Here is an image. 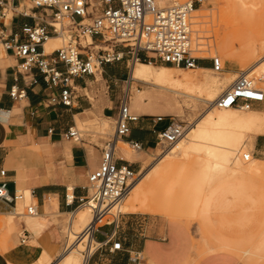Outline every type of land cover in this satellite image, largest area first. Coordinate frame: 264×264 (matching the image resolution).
<instances>
[{
  "label": "crops",
  "instance_id": "0c3cea01",
  "mask_svg": "<svg viewBox=\"0 0 264 264\" xmlns=\"http://www.w3.org/2000/svg\"><path fill=\"white\" fill-rule=\"evenodd\" d=\"M18 1L26 5L25 0H10V3L17 4ZM159 3L167 4L164 0ZM28 7L26 10L30 11ZM35 21L31 16L16 15L11 21L10 29L18 32L23 24H34ZM223 41L228 42L227 48L221 52L217 44L216 49L223 59L228 57L234 65L236 55L229 52L232 42L229 38H223ZM244 46L245 52H254L249 42ZM46 51L49 50L46 48ZM124 63L125 71L120 66ZM18 66L19 59L16 56L0 53V165L8 170L10 192L24 190L33 193L38 216L20 219L11 212L10 206L0 205V215L12 217L6 223L0 220V223L9 227L7 230H13L17 225L21 227L25 220L31 234L26 243H22L20 234L16 235L14 231L0 239V264H49L65 251L72 216L81 207V200L90 196L89 175L99 167L103 147L108 139L100 134L83 133L82 140L75 141L68 138L66 133L70 128L79 129V125L86 122L107 120L115 123L122 95L119 82L125 75L128 78L130 70L126 62L104 65L99 74L103 76L105 89L98 83L101 77L90 75L76 78V97L72 106H66L49 103L52 96L60 94V90L48 87L38 70L24 74L19 71ZM169 68L174 66L149 62L133 64V88L141 81L172 91L169 89L172 86L168 80ZM197 69L211 71L212 63L210 60H201L199 67L191 70ZM35 78L37 83L33 82ZM214 86L216 84L211 85ZM13 88H17L18 95H24L13 97ZM225 88L219 94L211 92L212 99L215 100ZM141 93L142 90L136 93L138 98L131 104V110L141 118L131 123L130 135L118 141L116 158L120 164H129L135 170H141L142 175L147 171L145 165L153 153L158 154V148H155L157 133L169 123L168 120L154 122L153 116H168L172 115L167 114L168 112L176 111L167 109L166 114H161L156 112L154 105H136L141 99ZM204 101L209 102L208 99ZM132 140L141 142L142 148H135ZM255 149L264 153V145L260 139L256 140ZM214 195L215 191H212L207 197V204ZM162 200L152 205L151 209L173 216L163 210ZM49 209L55 210L56 214H51ZM69 214L71 218L66 225L64 217ZM165 215L140 210L124 213L115 234L113 225H105L94 234L97 245L88 253L85 264H192L193 236L189 227L184 222L173 221ZM209 227L213 228L226 246L208 252L195 264H242L237 254L227 251L237 249L241 242L225 236L212 224ZM0 234L2 236L1 232ZM118 241L122 243L121 249L113 250L114 242Z\"/></svg>",
  "mask_w": 264,
  "mask_h": 264
},
{
  "label": "built area",
  "instance_id": "2783aa9c",
  "mask_svg": "<svg viewBox=\"0 0 264 264\" xmlns=\"http://www.w3.org/2000/svg\"><path fill=\"white\" fill-rule=\"evenodd\" d=\"M31 2L28 11L20 1L11 4L10 0H0V53L16 56L21 73L29 74L36 69L48 87L60 90L58 96L50 98L51 105H73L77 92L76 78L96 77L106 64L126 62L129 66L127 86L122 89L114 133L104 144L99 167L89 175L90 196L81 200V205L88 203L92 208L93 223L88 227L92 236L105 225H113L115 234L124 214L119 205L130 195L141 175V170L137 171L129 164H120L116 158L118 141L128 137L131 123L141 118L131 110L135 82L131 78L132 65L149 62L196 69L201 60H210L212 69L221 73L226 69L223 59L218 55L201 56L203 50H197L194 45L192 19L197 3L201 4L200 0L197 3L194 0L175 3L165 8L159 7L156 0ZM16 15L31 16L36 21L34 24L25 23L20 31L13 32L10 26ZM55 36L64 38L66 42L62 47L47 52L45 44ZM33 82L37 83L38 80L35 78ZM11 95L21 97L24 94L18 95L17 88H13ZM263 102L264 91L253 84L245 71H241L232 87L211 105L220 109H251ZM153 118L154 122H169L165 129L157 133L155 148L164 145L166 150H170L190 127L174 115H157ZM66 136L81 141L83 132L70 128ZM131 143L137 149L143 146L137 140ZM251 157L249 153L243 155L246 161ZM30 196L31 202L28 203L26 191L10 192L8 170L0 165V205L10 206L11 212L20 219L38 216V206L33 201L31 191ZM20 204L24 205L23 209ZM20 237L22 243L31 238L25 220L22 221ZM121 247L122 243L118 241L114 242L112 249L120 250Z\"/></svg>",
  "mask_w": 264,
  "mask_h": 264
},
{
  "label": "rangeland",
  "instance_id": "374dc122",
  "mask_svg": "<svg viewBox=\"0 0 264 264\" xmlns=\"http://www.w3.org/2000/svg\"><path fill=\"white\" fill-rule=\"evenodd\" d=\"M157 3L163 0H156ZM166 5L169 6L175 3H185L192 0H164ZM196 3L198 2L197 0ZM24 4L31 6V0H25ZM162 6V5H161ZM202 6L203 8H199ZM199 18L196 17L194 12L193 29L203 31L201 33V42L205 45L201 48L205 51H201V56H214L218 55L223 59L216 46H220V51L223 52L228 42L223 41V38H229L232 42L229 52H233L236 55L234 65L231 64L228 57L223 59V64L227 68L219 73L214 70L195 72L187 68L174 67L173 70H168V74L176 77H188L197 80L193 92L189 86L185 87L187 93H193L197 98H191L190 96H184L175 94L172 91L156 87L153 83H141L137 82L136 86H140L142 93L139 95L140 101H137L136 105H142L143 103L151 104L155 106L156 112L166 114L167 109L174 110V112H168L178 116L190 126L198 122L211 108L210 102L214 101L211 92L219 94L224 89L228 81L226 76L239 74L241 71H245L255 60L264 56V0H202L201 4L197 3ZM197 18V19H196ZM201 20L195 27V21ZM194 39L197 37V33L193 35ZM59 39V46L65 44L64 38ZM222 42V43H221ZM249 42L250 47H253L254 52H245V44ZM110 45H113L111 43ZM106 47H109L106 45ZM111 47V46H110ZM249 47V48H250ZM54 50L52 47L49 51ZM140 63V62H139ZM163 63H157L156 65H162ZM166 65V64H163ZM122 70L125 71L126 64H121ZM209 76V77H208ZM97 77H101L100 82L105 89V82L101 74H97ZM217 78L215 82L216 86H207L205 79ZM250 79L252 76L249 77ZM127 75L120 80V89L126 86ZM207 87L209 89L201 88ZM259 88H264V79L261 82L256 83ZM204 95V96H202ZM138 98L136 91L133 90L131 98V104ZM210 98V99H209ZM203 99V100H202ZM208 99V101H204ZM253 109H259L264 111V103L255 106ZM214 110L223 111L224 108H216ZM240 112L242 109H237ZM196 121V122H195ZM165 124V123H164ZM161 124V126H164ZM264 125V124H263ZM79 130L83 133L100 134L106 138L111 136L115 130L114 121L96 120L94 122H86L79 125ZM236 130L239 131L238 128ZM248 144L243 146L240 152L241 160H232L225 168L212 170L210 177L206 179V183L200 185L199 201L197 203L196 214H177L176 216H168L160 212H154L152 209L140 210L144 213L162 214L169 217L171 220H180L184 222L190 229L193 238V258L192 264L198 262L201 258L206 256L208 252L226 244L210 230V224L214 225L216 229L220 230L225 236L238 240L241 244L237 249L227 250L237 254L242 261V264H264V153H260L255 149V142L260 139L264 145V130L260 127L249 128L245 130ZM154 142H152V145ZM247 146H249L247 148ZM246 149V150H245ZM177 149H175L176 151ZM244 150V151H243ZM164 145L158 147L157 152L150 157L146 163L145 168L149 169L153 164L157 163L162 156L161 153L167 152ZM250 152L252 157L257 160L245 161L242 153ZM254 153V155H253ZM168 154V153H167ZM178 152L170 154L171 156L177 155ZM251 157V158H252ZM168 162H172L173 165L178 166L181 172L188 175H193L200 160H192L190 162L180 161L178 159L169 160L168 158L163 161V165L157 166L148 177L143 181V185H151L153 188L150 203L152 205L160 202L163 199V190L158 183L154 182V175L159 167L166 165ZM169 164V163H168ZM151 181V182H150ZM195 185V183H193ZM215 191L214 198L210 200L209 204H206L207 197ZM28 203L31 199L28 197ZM127 201V200H126ZM163 201V200H162ZM126 203V202H125ZM24 205L20 204V208L23 209ZM163 209V208H162ZM164 210V209H163ZM51 214H56L55 210H50ZM127 213V212H124ZM181 215V216H180ZM71 214L64 217V222L68 224ZM12 217L10 215H0V220L8 222ZM0 239L5 238L13 231L16 235L21 232V227L17 225L13 230H7L9 227L3 224L1 227ZM18 239V238H17ZM66 239L64 233V241ZM19 242V240H17ZM65 245V244H64ZM95 242H93L92 248L94 250ZM88 256L87 252H83V256L78 254H70L64 252L62 256L57 259L51 260L49 264H65L70 262L71 264H83V257ZM31 264V263H30ZM33 264V263H32Z\"/></svg>",
  "mask_w": 264,
  "mask_h": 264
},
{
  "label": "bare ground",
  "instance_id": "6f19581e",
  "mask_svg": "<svg viewBox=\"0 0 264 264\" xmlns=\"http://www.w3.org/2000/svg\"><path fill=\"white\" fill-rule=\"evenodd\" d=\"M158 6L161 8L168 7L164 5L161 6L160 3ZM194 12L196 17L199 18V14L197 13L198 10L196 8ZM195 23L196 27L202 22L201 20H196ZM195 31L197 37L196 39L193 37L194 45L197 50H203L201 47L205 44L201 42V38H203L201 33L204 32V30L200 31L198 29H193V35L195 34ZM57 37L58 36H55V38H50L48 40L46 43L47 50H50L52 47H54V49L60 48L59 39ZM89 40L91 41V39ZM224 67L226 68L225 65ZM168 70H173V68H169ZM195 72H202V70L197 69ZM245 72L249 77L252 76L251 80L255 86L256 83L261 82L264 79V56L258 58L251 66L247 67ZM238 75L239 74L226 76L228 84L222 93L232 87V84ZM168 76V80L172 85L169 87L170 90L180 95H188L194 99L197 98L195 94L187 93L185 89V87L189 86L190 90L193 92L195 87L198 86L196 84L197 80L188 77L174 78L171 75ZM215 82H217V78L205 79L207 86L214 85ZM133 90H135L136 93H139L141 88L135 87ZM262 90L264 91V88ZM212 102L213 101L210 102L211 108L206 111L205 115L198 122L195 121L196 123L189 127L185 136L176 144V146L167 152L161 153L163 157L140 175L139 181L133 187L130 195L119 205L122 212L151 209L152 204L150 203V197L153 188L151 185H143L142 181L149 176L153 168L162 164L164 160L168 158L169 160L178 159L180 161L190 162L196 159L200 160V162L193 175L177 172L179 167L173 165L172 162H168L169 164L167 163L164 166H162V164L154 175V182L158 183L163 190V194H161V196L163 195V201L161 204L164 205V210H166L168 214L173 216L181 213L191 216L195 215V207H197L199 196L202 194L199 190L200 186H202L200 184L206 183L205 181L212 170L223 169L232 160H241L239 155L241 149L243 146L245 147L248 145L245 130L254 127H260L264 130V111L253 108L242 109L240 112L236 111V108H224L223 111H218L214 110L215 107L211 105ZM236 128H238L239 131L236 130ZM248 147L249 146H247V148ZM175 149L177 150L175 151ZM175 152H178V154L175 156L170 155ZM250 152L245 151L242 153V156L248 153L250 154ZM251 159L254 161L257 160L254 159V157L249 160ZM193 183H195V185ZM26 193L28 197L31 198L30 191H26ZM30 217L33 216H26V218ZM71 221L72 223L70 229H68L69 232L67 233L68 241H66L67 245L64 252L81 256H83V252H87V254L92 252V245L95 240L94 236H92V232L88 230L89 225L93 223L91 205L88 203L82 204L73 214ZM2 226L3 224L0 223V229H2ZM210 230L216 235L213 228H210ZM87 257V255L83 257V264L86 263Z\"/></svg>",
  "mask_w": 264,
  "mask_h": 264
},
{
  "label": "trees",
  "instance_id": "16d2710c",
  "mask_svg": "<svg viewBox=\"0 0 264 264\" xmlns=\"http://www.w3.org/2000/svg\"><path fill=\"white\" fill-rule=\"evenodd\" d=\"M169 65V64H168Z\"/></svg>",
  "mask_w": 264,
  "mask_h": 264
}]
</instances>
